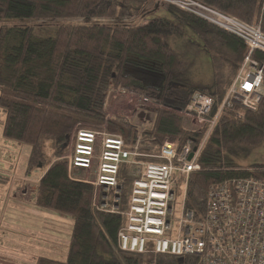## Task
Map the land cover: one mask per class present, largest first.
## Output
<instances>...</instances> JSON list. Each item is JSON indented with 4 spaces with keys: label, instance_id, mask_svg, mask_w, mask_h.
<instances>
[{
    "label": "trees",
    "instance_id": "1",
    "mask_svg": "<svg viewBox=\"0 0 264 264\" xmlns=\"http://www.w3.org/2000/svg\"><path fill=\"white\" fill-rule=\"evenodd\" d=\"M145 1L140 0L142 5ZM155 1L166 3L172 17L134 24L127 17L138 13L139 6L132 10L119 0H0L1 135L30 145L26 174L41 169L32 189L34 203L72 218L67 259L39 255L33 264H197L194 255L120 249L117 231L132 185L127 165L120 171L118 209L110 210L95 199L93 183L70 176L62 157L79 126L120 132L127 142L138 137L151 150L165 139L182 144L207 130L208 124L197 130L186 127L180 112L200 90L212 96L210 114L216 113L242 64L246 43L200 15ZM199 1L246 22L257 20L264 33V0ZM50 24L54 35L34 32L35 26ZM186 27L204 40L213 57L211 81H190L188 62L170 45V37H180ZM252 56L264 61L259 49ZM262 86L264 90V67ZM113 89L156 103L152 123L140 128L124 114L109 115L106 106ZM263 142L264 92L256 110L237 104L222 108L200 151L201 168L190 174L187 206H203L209 185L233 174H264V162L252 165L256 172L237 169L242 166L237 158Z\"/></svg>",
    "mask_w": 264,
    "mask_h": 264
},
{
    "label": "built area",
    "instance_id": "2",
    "mask_svg": "<svg viewBox=\"0 0 264 264\" xmlns=\"http://www.w3.org/2000/svg\"><path fill=\"white\" fill-rule=\"evenodd\" d=\"M162 1L210 20L246 43L242 64L216 113L210 114L212 96L200 90L191 94L180 112L186 122L196 125L190 129L208 124L207 130L182 144L165 139L157 150H151L138 137L127 142L120 132L75 127L67 142L69 153L64 156L68 172L72 178L95 185V199L102 208L117 210L120 171L127 165L132 185L129 205L122 212L125 220L117 231L122 250L194 255L197 264H264V174H233L209 185L203 206L193 209L186 204L190 174L201 168L200 151L222 108L235 104L258 108L264 92V61L252 53L255 49L264 52V33L258 21L246 22L199 0ZM237 169L257 171L254 166ZM178 190L181 200L176 213Z\"/></svg>",
    "mask_w": 264,
    "mask_h": 264
},
{
    "label": "rangeland",
    "instance_id": "3",
    "mask_svg": "<svg viewBox=\"0 0 264 264\" xmlns=\"http://www.w3.org/2000/svg\"><path fill=\"white\" fill-rule=\"evenodd\" d=\"M119 1L122 3H127L132 10L139 6L138 13L136 12V10H134L135 13L129 14L127 17L128 20H131V22L134 24H141L150 20L153 17L158 16L172 17V14L168 12V10L165 8L166 3H161V5H163L164 7L160 6L155 9L156 7H154L153 5L150 7L146 6L150 5V0H146L143 5L140 0ZM141 7L147 8L144 12H142L145 8L142 9ZM200 10L203 11L204 9L200 8ZM255 21L253 20V22ZM44 26H35L34 32L41 36L55 34L56 30L54 25L50 24ZM46 27L49 28H47L45 32L44 28ZM169 42L170 45L174 49H176L179 54L188 62L187 77L190 81L207 82L212 80L214 73L212 65L213 57L207 50L204 40L199 35H196L189 27H186L184 33L180 37L172 36L170 37ZM219 59L220 57L217 55L216 62H218ZM156 105V103L151 102L149 100L147 101L142 96L132 91L126 89H113L111 90L108 97L106 111L109 115L112 116H114L115 114H124L128 116L131 121L137 123L140 128H143L149 126L152 123V117L154 113L152 107ZM141 114H143L142 117ZM4 116L5 114L0 108V130L2 129V122L4 121ZM147 116L149 117L145 119ZM183 121L184 125L188 128L196 126L195 124L186 122V118L184 117ZM13 143L16 144L15 147L11 143L10 145H8V148L10 150V156L13 158L11 159V161H8L6 169L11 170V168L19 167L18 170L20 172L23 170L24 175L17 178L19 180V182L17 180V183H26L27 185H29L28 189L30 190V185L34 186V183L37 181L36 177L40 174L41 169L40 167H38L32 171V174H26V159L28 158L30 153V145L20 144L16 141ZM68 153L69 146H67L62 156H67ZM237 161L242 166H252L263 163L264 142L256 146L246 157L237 158ZM5 162L7 161L5 160ZM30 177L32 179L34 178V182L30 180ZM15 178L16 176H13L12 180H14ZM9 179H11V176L0 174V206L1 200L5 194V185H7V181ZM97 191L99 192V190ZM13 194L14 191L9 197L12 198ZM29 198L30 197L25 196V201H27ZM179 200H181V193H179L178 190L177 200L174 204V209L176 213H178L180 207ZM55 233L56 234L53 235L51 233L42 232L41 230H38V228L36 229L33 226H28V224L24 227H21L11 224L8 221L3 222V225L0 228V249L6 250V253L10 256L18 257L20 259L24 258L26 264H33L37 255H45L55 259L66 260L69 243L68 238H66L65 233L61 229H57ZM0 264H14V262L0 259Z\"/></svg>",
    "mask_w": 264,
    "mask_h": 264
},
{
    "label": "crops",
    "instance_id": "4",
    "mask_svg": "<svg viewBox=\"0 0 264 264\" xmlns=\"http://www.w3.org/2000/svg\"><path fill=\"white\" fill-rule=\"evenodd\" d=\"M149 4L150 5H146V6L150 7L153 5L154 7H156L155 9H157L160 6H163L161 5L160 2H157L155 0H150ZM10 143L13 144L14 147L16 146V144L13 143V141L3 138L0 130V174L11 176V179H9L7 181V185H5V189H4L5 194L1 200L0 228L3 225V222L8 221L11 224L21 227H24L25 225L28 224V226H33L34 228L36 229L38 228V230H41L42 232L51 233L53 235L56 234L55 231L57 229L59 230L61 229L63 230V232L66 235V238H68L69 241L71 226H72V218L62 213L45 209L36 205L32 198V192H31L33 186L30 185L31 189L29 190L28 189L29 185H27L26 183L24 182H22V184L17 183L18 180L17 178L23 176L24 171L22 170L20 172L18 170L19 167L11 168V170L6 169L8 161L9 160L11 161V159L13 158L10 156V150L8 148V145H10ZM5 160L7 162H5ZM13 176H16L14 180H12ZM30 180L34 182V178L32 179L30 177ZM13 191L14 194L12 195V198H10L9 196ZM25 196L30 198L27 201H25ZM0 254H1L0 259L14 262V264H26L24 258H21L23 259L21 260L18 257L10 256L6 253V250L0 249Z\"/></svg>",
    "mask_w": 264,
    "mask_h": 264
},
{
    "label": "water",
    "instance_id": "5",
    "mask_svg": "<svg viewBox=\"0 0 264 264\" xmlns=\"http://www.w3.org/2000/svg\"><path fill=\"white\" fill-rule=\"evenodd\" d=\"M143 114H141V117H142ZM149 116H147L145 119H147Z\"/></svg>",
    "mask_w": 264,
    "mask_h": 264
}]
</instances>
